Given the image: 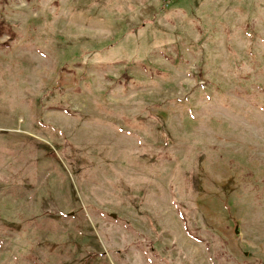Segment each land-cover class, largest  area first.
Listing matches in <instances>:
<instances>
[{
	"label": "rangeland",
	"instance_id": "rangeland-1",
	"mask_svg": "<svg viewBox=\"0 0 264 264\" xmlns=\"http://www.w3.org/2000/svg\"><path fill=\"white\" fill-rule=\"evenodd\" d=\"M0 264H264V0H0Z\"/></svg>",
	"mask_w": 264,
	"mask_h": 264
}]
</instances>
